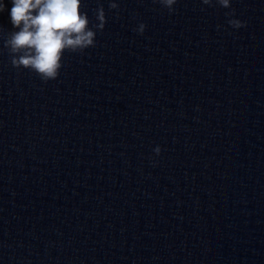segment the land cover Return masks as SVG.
I'll return each instance as SVG.
<instances>
[{"label":"water","instance_id":"obj_1","mask_svg":"<svg viewBox=\"0 0 264 264\" xmlns=\"http://www.w3.org/2000/svg\"><path fill=\"white\" fill-rule=\"evenodd\" d=\"M0 2V264H264V0H81L48 81Z\"/></svg>","mask_w":264,"mask_h":264},{"label":"clouds","instance_id":"obj_2","mask_svg":"<svg viewBox=\"0 0 264 264\" xmlns=\"http://www.w3.org/2000/svg\"><path fill=\"white\" fill-rule=\"evenodd\" d=\"M172 12L176 0H154ZM213 2L223 8L230 7V0H202L204 5ZM9 11L13 29L4 42L11 56V64L16 68L34 71L42 80L55 79L62 67L61 60L65 51H83L95 44L96 32L102 30L105 12L102 6L96 9L97 24L89 28L86 13L80 11L81 0H11ZM5 5L0 2V12ZM110 9H117L115 2L109 3ZM231 15V13H226ZM233 28L242 27L236 19L228 20ZM141 23L136 31L143 33ZM154 152L159 155L160 148Z\"/></svg>","mask_w":264,"mask_h":264}]
</instances>
